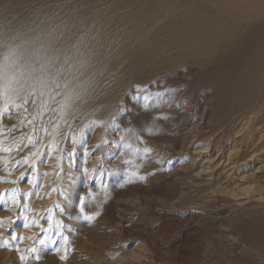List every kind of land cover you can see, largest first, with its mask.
<instances>
[{
    "label": "rangeland",
    "instance_id": "374dc122",
    "mask_svg": "<svg viewBox=\"0 0 264 264\" xmlns=\"http://www.w3.org/2000/svg\"><path fill=\"white\" fill-rule=\"evenodd\" d=\"M212 5L0 0V264H264V12Z\"/></svg>",
    "mask_w": 264,
    "mask_h": 264
},
{
    "label": "bare ground",
    "instance_id": "6f19581e",
    "mask_svg": "<svg viewBox=\"0 0 264 264\" xmlns=\"http://www.w3.org/2000/svg\"><path fill=\"white\" fill-rule=\"evenodd\" d=\"M207 1H211V3L213 4L212 6L219 7L223 10V12H221V13H219V12L213 13V15H214L213 20H215V24L213 25V28H216L217 31L220 33L225 31L224 26H225V24L227 25L230 22V18H232L236 15H240V16H244V17H250L251 14H253L254 10H259L261 12H264V0H207ZM196 4H197V2H196ZM194 22H195V20H194ZM237 25L238 24H236V27H237ZM207 28L208 27H204V29H205L204 31H208ZM209 28H210V26H209ZM204 39L205 38H203V40ZM209 50H211V49H209ZM209 50H208V52H209ZM247 200H248V198H247Z\"/></svg>",
    "mask_w": 264,
    "mask_h": 264
},
{
    "label": "snow or ice",
    "instance_id": "6c2138e0",
    "mask_svg": "<svg viewBox=\"0 0 264 264\" xmlns=\"http://www.w3.org/2000/svg\"><path fill=\"white\" fill-rule=\"evenodd\" d=\"M6 150H7V151H11V148H8V149H6ZM19 163H20V162L17 161V164H19ZM2 199H3V197H0V200H2ZM81 199H83V198H81ZM81 212H83V207L81 208ZM86 218H89V219H90V217H86ZM3 223H4V220H3L2 218H0V226H2ZM34 223H36V222L34 221ZM24 226L27 227L28 225L25 224ZM41 231H44V229H41ZM7 234H11V235H12V241H16L17 239H21V238H22V237H19L17 234H13V233H11V229H9L8 233H0V247H8V246H11V247H14L16 251L19 252L20 249H19L18 247H16V246L12 243V241H7V240H5V236H6ZM61 235H62V233H61ZM36 242H37V241H34V242H33V245L29 246V248H28V249H25L24 251H31V252L34 254V258H39L38 255H36V253H37V249H36L35 246H34ZM38 242H39L40 244H44V243H45L44 239L39 238V237H38ZM55 242H56V241H52V243H55ZM62 258H66V257H62ZM21 259H24V257L21 256Z\"/></svg>",
    "mask_w": 264,
    "mask_h": 264
},
{
    "label": "clouds",
    "instance_id": "9594fccd",
    "mask_svg": "<svg viewBox=\"0 0 264 264\" xmlns=\"http://www.w3.org/2000/svg\"><path fill=\"white\" fill-rule=\"evenodd\" d=\"M13 56H14V53L10 51L9 53H7V54L3 57V60H0V63H3V61H8L9 64H10V63H11V60H12V58H13Z\"/></svg>",
    "mask_w": 264,
    "mask_h": 264
}]
</instances>
